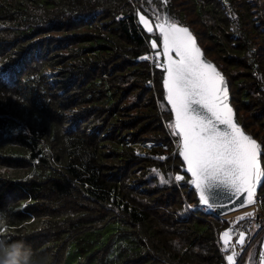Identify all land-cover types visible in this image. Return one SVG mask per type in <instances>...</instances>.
I'll list each match as a JSON object with an SVG mask.
<instances>
[{
    "label": "trees",
    "instance_id": "1",
    "mask_svg": "<svg viewBox=\"0 0 264 264\" xmlns=\"http://www.w3.org/2000/svg\"><path fill=\"white\" fill-rule=\"evenodd\" d=\"M165 1L177 23L187 9L207 14L264 170V0ZM150 4L0 0V165L24 170L0 171V241H24L33 264H229L220 232L231 222L201 209L181 171L164 69L136 18Z\"/></svg>",
    "mask_w": 264,
    "mask_h": 264
},
{
    "label": "snow or ice",
    "instance_id": "2",
    "mask_svg": "<svg viewBox=\"0 0 264 264\" xmlns=\"http://www.w3.org/2000/svg\"><path fill=\"white\" fill-rule=\"evenodd\" d=\"M140 21L148 31L153 30L144 15H140ZM166 25L156 26L163 36L164 55L168 57L165 87L175 112L177 135L183 138L181 155L187 162L188 172L195 177L192 183L199 190L200 201L209 204V191L223 185L231 188L233 195L246 193L247 203L251 204L254 181L264 175L257 160L259 145L233 121L232 109L225 103L226 86L221 87L225 84L223 77L202 59L190 31L170 21ZM152 47H157L155 41ZM173 50L179 60L169 56ZM217 123L229 130H218ZM221 238L227 244L230 232L225 231ZM238 243L244 244L242 232ZM235 255L227 256L229 264H236Z\"/></svg>",
    "mask_w": 264,
    "mask_h": 264
},
{
    "label": "rangeland",
    "instance_id": "3",
    "mask_svg": "<svg viewBox=\"0 0 264 264\" xmlns=\"http://www.w3.org/2000/svg\"><path fill=\"white\" fill-rule=\"evenodd\" d=\"M150 2L153 3V4H150V7H149L150 16L147 15L148 13L146 14L142 10L138 9L136 11V18H137L139 24L141 25V27L143 28V30L148 34V36L150 38V41H151V46H152L153 41H155L156 44H157V47H155V48L151 47V49L149 51L155 52L156 55L159 56V57L161 56V59H162V54H161V50H160L161 34L157 31L156 24L160 23L162 21L163 11H161L160 5L157 4L155 1L150 0ZM168 2H170V3L172 2V3H175V4H183L186 1L185 0H168ZM193 3L189 4V5L192 6V8L194 7ZM184 7L185 6H181V8H184ZM186 12H188V14L183 16V20L184 21L180 20L183 24H181L180 22L177 23V22L173 21V18L175 17L173 15V13L171 14L172 21H171L170 17H169V21L172 22V23H175L177 25L187 27L189 29V31L194 35L198 45L201 47V49H202V51L204 53V56L209 61H211L213 64H215L216 66H217V64L218 65L221 64L222 63L221 51H219V49L222 47V45H220V44L218 45L215 42L214 38L210 39L209 38L210 36L208 37L207 34H206V31L209 30L208 29L209 25H204L203 22L205 21V23H206L207 14L206 15L203 14L202 16H198L195 13H193L192 10H190V9H187ZM140 15H144L149 20V22H150L149 26L152 27V29H153L152 31H148L147 28L144 27V25L140 21ZM208 35H210V34H208ZM63 51L64 52H62V53H67V51L65 49H63ZM54 57L58 58L59 56L55 55ZM52 63H54V60L50 59V61L48 63H46V65L47 64H52ZM58 70L60 71L59 68H58ZM47 73H49V71H47ZM61 74L62 73H60V72L57 73V77H59ZM61 85H63V84H60V86ZM22 88H24V85L22 86ZM23 92H24V90H23ZM236 96H237V94H236ZM130 99H131V97L129 98V100ZM70 107H71L70 105L64 107L65 113H67L66 116H70V114L72 112V111H70L71 110ZM241 113L243 114V116L245 114H246L245 116H247V114H248V112H246V111H244V112L241 111ZM253 118H256V120L253 119L255 121L259 120L257 117H253ZM26 122H28V120L25 121V123ZM8 146H9V141H7L6 139L3 140V141H0V147L1 148L8 147ZM0 171L2 173L8 172L11 176L18 175V173L23 175L22 173L24 172V170H20L17 173V171H13V169H11V167L10 168H8V167L4 168V167H2V165H0ZM130 177H132V176H130ZM259 202H260L259 206L261 207L262 212H264V202H262L260 200H259ZM253 210H254V207L250 206V207L244 208L242 210H239L237 212L224 215L222 217L225 218V219H228L231 222V220H233V218L237 219V218H241V217H245V216H250L248 214H252ZM241 232L244 233V244L243 245L238 243L239 236H240ZM253 237H254V234H253V232L251 233L249 231V229L240 231L237 234L236 241L230 247V250H229L230 252H227V256L232 255V254H230L231 252L233 253V252L239 251V247L245 249L247 247V245L250 243V241L253 239ZM259 237L260 238H258L257 243H256V253H257V262H258L257 264L262 263L263 260H264V231L262 232V234ZM220 239H221V245L220 246L223 249V251H225L226 250L225 242H224V240L222 238H220ZM230 241H231V239H230ZM248 251L249 250L246 249V253H245L246 257L244 258L245 260L248 257ZM244 263H245V261H243L242 264H244Z\"/></svg>",
    "mask_w": 264,
    "mask_h": 264
},
{
    "label": "water",
    "instance_id": "4",
    "mask_svg": "<svg viewBox=\"0 0 264 264\" xmlns=\"http://www.w3.org/2000/svg\"><path fill=\"white\" fill-rule=\"evenodd\" d=\"M161 1H162V4H163V18H162V21L160 23H157L156 24V26L159 25V24H165V26H167L166 25V22L169 21L167 4H166V1L165 0H161ZM177 26L184 27V26H180V25H177ZM184 28H187V27H184ZM156 29L161 34L160 29L158 27H156ZM192 36L195 39V37H194L193 34H192ZM195 42H196V46L201 50L202 59L204 61H206L207 63L213 65L216 68V70L223 77V80H224L225 84L222 85L221 87L223 88V87L226 86V89H227L226 97L227 98L225 100V103H227L228 106L232 109V114L231 115H232L233 121L241 128V130L246 135L254 138L249 132H247L242 127V125L239 123V121L237 119V116H236V113H235V109H234V107H233V105L231 103V95H230V92H229V86H228L227 79H226L225 75L223 74V72L215 64H213L211 61H209L204 56V53H203L201 47L198 45L196 39H195ZM160 50H161V54H162L163 69H164L163 78H162V87H163V91H164V99H165V102L169 106L170 111L172 113L173 128H174L175 132L178 133L179 130L176 129V127H175V120H176L175 112L172 109L171 103L168 101V90L165 87V80L167 79V70L166 69H167V60H168V57H166L164 55V46H163V36H162V34H161V38H160ZM169 56L173 60H179V57L176 55V53H175L174 50L169 53ZM202 111H204L206 115H209L210 116V113H207L206 110H202ZM214 123H215V121H214ZM216 126H217L218 130H220L222 132L229 130L227 128V126L226 125H223V124L217 123ZM255 140H256L257 144L259 145L257 160H258V163L260 165L261 172L264 173L263 166H262V160H261L262 145L257 141V139H255ZM182 151H183V138H182V136H179V150H178V155H179L180 160L182 162L181 171L184 172L188 176V186H189V189L190 190H193L195 192L196 197L198 199V203H199L200 206H203V207L207 208L209 211H211L212 213H214L215 215L222 217L224 215H227V214H230V213H234V212H237V211L242 210L244 208L253 206V205H255L257 203L258 193H259L261 187L263 186L264 175H262L260 177H257L255 179V181H254V196H253L254 202L251 203V204H248L247 203V194L246 193H241L239 196L233 195V190L231 188H229L227 186H223V185H221L219 188H215V189L209 191V193H208V195H209V204L206 205V204L201 203L200 198H199V190L192 183V181L195 179V177H193L191 175V173L188 172L187 162L184 160L183 156L181 155V152ZM255 225L257 226L258 229L261 228V224L257 220V218H256V221H255ZM256 236H257V233L254 234L253 241L255 240ZM249 262H250L249 261V258L247 257V259L245 260V263L244 264H249Z\"/></svg>",
    "mask_w": 264,
    "mask_h": 264
},
{
    "label": "built area",
    "instance_id": "5",
    "mask_svg": "<svg viewBox=\"0 0 264 264\" xmlns=\"http://www.w3.org/2000/svg\"><path fill=\"white\" fill-rule=\"evenodd\" d=\"M147 56H148V59H149L150 62H154V63L159 64V65H161L163 67V59H161V57L157 56L155 52L149 51ZM259 200L261 201V198H260V196L258 194L257 203L255 205H253L254 210H253V212H252V214L250 216H245V217H243V219L237 218V219L231 220V224L229 225V227L226 230H223V231L220 232V237L222 236V234L225 231H229L230 232V236H231V245H230V247L236 241L237 234L240 231L248 230V229L252 230L254 232V234L257 233V236H256L255 240L264 231V219L259 214L260 211H261V207L259 206V204H260ZM201 209L208 210L207 208H205L203 206H201ZM256 218L261 224V228L260 229H258L257 226L255 225ZM254 241L252 239L250 241V243L247 245V247L243 250V252L241 254H239L238 257H235L236 264H242L243 263L244 258H245L246 249H249ZM225 252L227 253V252H230V251L226 249ZM263 262H264V260H263ZM259 264H262V263H259Z\"/></svg>",
    "mask_w": 264,
    "mask_h": 264
},
{
    "label": "clouds",
    "instance_id": "6",
    "mask_svg": "<svg viewBox=\"0 0 264 264\" xmlns=\"http://www.w3.org/2000/svg\"><path fill=\"white\" fill-rule=\"evenodd\" d=\"M0 264H33L31 250L24 241L11 244L0 241Z\"/></svg>",
    "mask_w": 264,
    "mask_h": 264
},
{
    "label": "crops",
    "instance_id": "7",
    "mask_svg": "<svg viewBox=\"0 0 264 264\" xmlns=\"http://www.w3.org/2000/svg\"><path fill=\"white\" fill-rule=\"evenodd\" d=\"M233 220H234V218H233ZM230 237H231V236H230ZM230 242H231V241H230ZM230 242H228L227 244H225L227 250H230V245H231ZM243 249H244V248H240V247H239V251L233 252V253L236 254L235 257H238L239 254H241V253L243 252ZM233 253L231 252L230 254H233Z\"/></svg>",
    "mask_w": 264,
    "mask_h": 264
}]
</instances>
